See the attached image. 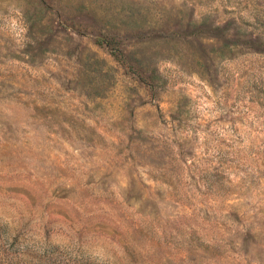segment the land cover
<instances>
[{"label":"rangeland","instance_id":"obj_1","mask_svg":"<svg viewBox=\"0 0 264 264\" xmlns=\"http://www.w3.org/2000/svg\"><path fill=\"white\" fill-rule=\"evenodd\" d=\"M0 264H264V0H0Z\"/></svg>","mask_w":264,"mask_h":264}]
</instances>
